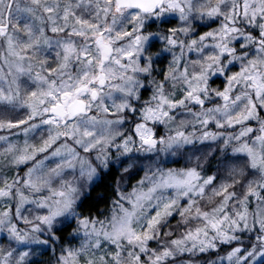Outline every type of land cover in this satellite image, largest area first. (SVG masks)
I'll list each match as a JSON object with an SVG mask.
<instances>
[{
	"label": "clouds",
	"instance_id": "obj_1",
	"mask_svg": "<svg viewBox=\"0 0 264 264\" xmlns=\"http://www.w3.org/2000/svg\"><path fill=\"white\" fill-rule=\"evenodd\" d=\"M0 24V264H264V0H0Z\"/></svg>",
	"mask_w": 264,
	"mask_h": 264
},
{
	"label": "snow or ice",
	"instance_id": "obj_2",
	"mask_svg": "<svg viewBox=\"0 0 264 264\" xmlns=\"http://www.w3.org/2000/svg\"><path fill=\"white\" fill-rule=\"evenodd\" d=\"M118 4H125V5H131L134 7H137L143 11H151L153 9V7H155L157 4L161 3V0H117ZM7 25H3L0 24V35L4 34L6 29H7ZM260 35H264V33H260ZM261 43H264V41H261ZM222 51H224L222 49ZM238 76H243V73L240 74H233L232 76H229V81H234L237 80ZM244 79L247 80H251L253 81L252 86L256 89V94L259 97L260 95L264 94V80H258L257 77H253V76H245L243 77ZM79 91V89L77 90ZM33 97L36 96V93L33 92L31 94ZM71 93H65L64 97H65V103L60 104L57 103L55 105H53L51 107V111L53 113H55L57 116L63 117L64 115H66L68 112L72 113L73 115L76 114L79 111L83 110V102L79 101L78 99H71V102H68V98L71 97ZM93 95H95V92L93 91ZM221 95H224V98L227 100L228 96L225 93H221ZM250 104V111L248 113V116L245 118H249L251 117V115L253 114V111L255 109V104H253L251 101H249ZM45 123H51V121H45ZM25 124V121L20 120L17 121L16 123L12 124V127H21ZM250 131V129H249ZM48 142H45V145H43L39 151H44L47 147ZM175 182H179L178 180H176L175 178H173ZM165 186L168 185L169 181L167 179H165V181L163 182ZM170 207V205H165V208ZM159 215V214H158ZM241 219L243 220V216L241 217ZM151 223V222H150ZM212 223V227L216 228L217 224L216 222H211ZM246 227V224H245ZM136 239H140V236L137 235ZM236 251H239L238 249ZM142 258V257H138ZM157 259L159 260V257H157Z\"/></svg>",
	"mask_w": 264,
	"mask_h": 264
}]
</instances>
